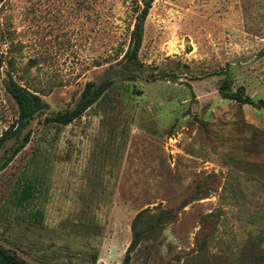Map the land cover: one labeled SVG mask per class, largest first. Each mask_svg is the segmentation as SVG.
Here are the masks:
<instances>
[{"label": "rangeland", "instance_id": "1", "mask_svg": "<svg viewBox=\"0 0 264 264\" xmlns=\"http://www.w3.org/2000/svg\"><path fill=\"white\" fill-rule=\"evenodd\" d=\"M136 10L134 0L0 5V137L17 120L7 55L49 105L0 172V245L28 264H123L145 210L142 228L172 218L130 264H229L264 247V110L221 94L230 73L229 93L264 101V0H155L129 72ZM107 81L81 118L46 122L74 109L86 83Z\"/></svg>", "mask_w": 264, "mask_h": 264}, {"label": "trees", "instance_id": "2", "mask_svg": "<svg viewBox=\"0 0 264 264\" xmlns=\"http://www.w3.org/2000/svg\"><path fill=\"white\" fill-rule=\"evenodd\" d=\"M7 0H0V5L5 4ZM136 5V23L130 36V44L127 51L124 53L122 61L127 62V70L135 72L136 65H140L139 53L142 48L145 23L149 16L150 10L155 0H134ZM8 53V52H6ZM5 79L3 86L7 95L12 99L17 108V120L9 131L0 137V149L6 142L16 139L19 140L17 146L9 153L0 165V172L5 170L15 158L28 146L31 141V132L23 135V132L32 120L38 115L44 113L49 108V105L43 100L39 91L32 89L30 81L26 79L29 75V70L25 69L23 75L18 77L12 58L6 57L5 62ZM134 69H131V66ZM230 73H226L225 84L226 88L221 89V94L225 99L236 101L240 104L251 106H259L264 110V101L255 102L253 99L245 94L243 88H239L236 93H229L228 86L232 82ZM112 82L107 81L97 85L95 82L86 83L81 97L76 107L63 113H58L46 119L49 125L68 126L77 119L81 118L93 105L103 99L107 92L111 89ZM33 196V188L27 186L23 191V196L18 200V205L23 206ZM148 210L139 213L132 223V242L126 252L123 264H130L132 254L140 246L142 239L149 233V231L160 228L167 221L172 218L170 211L161 212L155 219L154 225H149L142 228L144 221L147 218ZM150 226V227H149ZM264 236V235H263ZM259 243L264 244V238L259 236ZM229 264H264V247L259 248L258 251L251 254L249 258L242 259L235 262H228ZM0 264H28L24 259L19 257L15 252L4 249L0 245Z\"/></svg>", "mask_w": 264, "mask_h": 264}]
</instances>
